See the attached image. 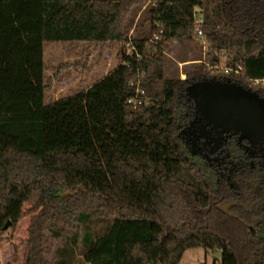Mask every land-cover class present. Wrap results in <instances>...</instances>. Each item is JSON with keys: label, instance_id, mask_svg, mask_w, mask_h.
<instances>
[{"label": "trees", "instance_id": "16d2710c", "mask_svg": "<svg viewBox=\"0 0 264 264\" xmlns=\"http://www.w3.org/2000/svg\"><path fill=\"white\" fill-rule=\"evenodd\" d=\"M141 2L151 30L132 40L133 54L120 53L129 65L121 118L139 125L155 158L106 165L82 153L50 154L45 44L129 41L127 16ZM197 9L205 58L186 79L167 77L165 51L195 39ZM207 67L229 69L246 85L264 80V0H0V235L8 221L19 223L26 205L38 213L23 264H180L198 248L221 251L220 264H264V241L216 207L177 134L183 103L190 113L182 95L190 81L210 77ZM144 71L151 104L132 112L129 83ZM94 169L107 187L83 176ZM56 216L74 217L70 234L49 232Z\"/></svg>", "mask_w": 264, "mask_h": 264}, {"label": "rangeland", "instance_id": "374dc122", "mask_svg": "<svg viewBox=\"0 0 264 264\" xmlns=\"http://www.w3.org/2000/svg\"><path fill=\"white\" fill-rule=\"evenodd\" d=\"M147 8L148 4L141 2L131 9L126 20L128 40L142 38L150 32ZM197 12L199 26L202 16ZM126 42L45 44V134L50 154L82 153L106 165H114L123 158H155L151 155L154 148L139 138V125L126 124L121 118L124 63L120 53L126 49ZM205 47L203 51H207ZM201 48L196 34L193 41L173 42L164 54L166 76L186 79V73L197 69L205 58ZM224 69L207 67L206 71L210 75H225ZM162 142L159 153L166 157L167 139L163 138ZM83 176H91L100 188L108 186L107 177L95 169ZM29 209L26 205L19 223L12 224L0 235V264H23L30 228L38 214ZM74 225L73 216L70 219L56 216L49 232L58 229L62 234H70ZM221 256L219 250L198 248L186 251L180 264H220Z\"/></svg>", "mask_w": 264, "mask_h": 264}, {"label": "flooded vegetation", "instance_id": "af4514ba", "mask_svg": "<svg viewBox=\"0 0 264 264\" xmlns=\"http://www.w3.org/2000/svg\"><path fill=\"white\" fill-rule=\"evenodd\" d=\"M212 78L241 85L264 100V82L258 87L246 85L229 73L212 74L202 80ZM195 82L198 81L188 85ZM183 96L190 113L183 103L178 136L190 159L204 171L212 188L213 203L231 223L241 224L264 241V132L248 138L232 130L208 127L203 131L194 101L186 92Z\"/></svg>", "mask_w": 264, "mask_h": 264}, {"label": "water", "instance_id": "95a60500", "mask_svg": "<svg viewBox=\"0 0 264 264\" xmlns=\"http://www.w3.org/2000/svg\"><path fill=\"white\" fill-rule=\"evenodd\" d=\"M186 93L194 101L203 131L208 127L232 130L248 138L264 132V100L256 92L212 78L188 85ZM11 226L8 221L4 230Z\"/></svg>", "mask_w": 264, "mask_h": 264}, {"label": "built area", "instance_id": "2783aa9c", "mask_svg": "<svg viewBox=\"0 0 264 264\" xmlns=\"http://www.w3.org/2000/svg\"><path fill=\"white\" fill-rule=\"evenodd\" d=\"M159 26V25H158ZM196 35H197V39L198 41L201 43V45L203 47L208 48V43L205 39V36L203 34V31L199 26H197L196 28ZM155 40H158L159 37L157 35H155L154 37ZM134 51H136V47L135 45L132 43V40H129L128 42H126V49H125V53L126 55H131L134 53ZM139 59H141L140 56H138ZM124 65H127L129 66L127 63ZM226 70V74L229 73V69H224ZM238 73V72H237ZM146 75V72H142L139 76L138 79L136 80H132L130 83H129V87L131 89L134 90V93L131 97H129L126 101V105L127 107L133 112V111H136L137 109L141 108V107H146V106H149L151 104V98L148 97L145 89L143 88V77ZM262 82H264V80H250V85L251 86H260L262 84Z\"/></svg>", "mask_w": 264, "mask_h": 264}]
</instances>
